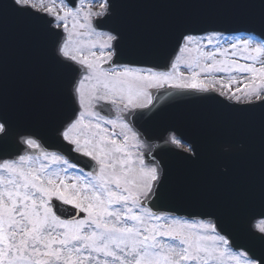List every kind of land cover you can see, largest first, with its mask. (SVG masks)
Here are the masks:
<instances>
[{
    "label": "snow or ice",
    "instance_id": "snow-or-ice-1",
    "mask_svg": "<svg viewBox=\"0 0 264 264\" xmlns=\"http://www.w3.org/2000/svg\"><path fill=\"white\" fill-rule=\"evenodd\" d=\"M234 2L258 12L252 31L259 36H198L174 24L147 52L126 43L120 27L97 31L114 15L110 0H95L96 11H83V0L77 8L60 0L59 11L56 0L0 3V10L31 18L34 34L53 44L55 68L69 73L61 100L37 122L10 113L0 64V153H21L0 160V264H264V196L232 210L210 205L190 218L154 210L170 193L159 163H146L138 151L135 126L155 119L151 90L165 87L264 105V0ZM3 36L0 27V42ZM144 54L162 63L119 62ZM164 131L166 145H182L178 129Z\"/></svg>",
    "mask_w": 264,
    "mask_h": 264
},
{
    "label": "water",
    "instance_id": "water-1",
    "mask_svg": "<svg viewBox=\"0 0 264 264\" xmlns=\"http://www.w3.org/2000/svg\"><path fill=\"white\" fill-rule=\"evenodd\" d=\"M66 2L73 7L77 0ZM110 2L114 4L113 17L96 27L107 31L113 27L124 29L125 42L132 39L143 44L145 52L161 30L174 24H185L194 35L215 31L259 36V31H252L259 28L252 22L258 23V12L234 0ZM0 27L4 33L0 42L2 86L9 111L18 118L39 122L45 107H54L61 100L69 73L55 68L51 60L53 44L47 36L34 34L30 17L4 8L0 10ZM119 62L141 67L162 63L148 54L125 55ZM163 63L170 68V61ZM154 96L158 97L153 108L155 119L135 125L140 138L151 147L144 153L146 162L159 163L165 189L170 193L156 202L154 210L190 218L210 205L232 210L249 199L264 196V105L236 104L213 92L187 94L160 89ZM173 127L191 146L192 154L165 144L164 129ZM41 143L55 150L47 136ZM18 154L21 153L10 149L0 153V160ZM223 168L227 172H222Z\"/></svg>",
    "mask_w": 264,
    "mask_h": 264
},
{
    "label": "rangeland",
    "instance_id": "rangeland-1",
    "mask_svg": "<svg viewBox=\"0 0 264 264\" xmlns=\"http://www.w3.org/2000/svg\"><path fill=\"white\" fill-rule=\"evenodd\" d=\"M38 2H39V0H38ZM44 3L47 4V3H48V0H44ZM64 4H65L66 6H68L65 2H64ZM80 5H81V0H79V1L77 2L75 8L79 7ZM59 7H60V0H56V8H57V11H59ZM68 7H69V6H68ZM97 7H98V5L95 4V0H83V11H87L89 8H91L92 11H96V10H97ZM61 14H62V13H61ZM49 18H51V17H49ZM80 21H81V23L83 22V15L81 16ZM68 27H69V29H70V31H71V30H72V21H71V18L69 19ZM61 31H62V30H61ZM81 31H83V30H81ZM62 32H63V31H62ZM98 32H99V31H98ZM63 33H64V32H63ZM225 36H232V35H225ZM237 36H240V35H237ZM232 37H235V36H232ZM80 39H82V40H87L88 37H87V36H84V37H81ZM209 47H210V46H209ZM240 62L243 63L244 61L241 60ZM181 70L184 71L186 75L188 74V73H187V70L184 69L183 66H181ZM234 87H235V86H233V88H234ZM217 88H219V85H217ZM216 93L219 95L218 92H216ZM229 94H231V93H229ZM223 98L227 99L226 97H223ZM234 102H237V103H246V102H248V101H246V100L243 98V96H242L240 101H234ZM111 107L113 108V110H114V112H115V117H116V115H117L116 110H115V108H114L112 105H111ZM115 117H114V118H115ZM181 147H183V146L181 145L180 148H181ZM143 148H144V146L142 145V147H140V148L138 149V151L141 153L142 150H143Z\"/></svg>",
    "mask_w": 264,
    "mask_h": 264
},
{
    "label": "flooded vegetation",
    "instance_id": "flooded-vegetation-1",
    "mask_svg": "<svg viewBox=\"0 0 264 264\" xmlns=\"http://www.w3.org/2000/svg\"><path fill=\"white\" fill-rule=\"evenodd\" d=\"M115 117V113L113 114V118Z\"/></svg>",
    "mask_w": 264,
    "mask_h": 264
}]
</instances>
